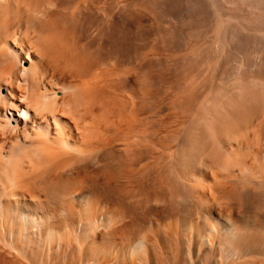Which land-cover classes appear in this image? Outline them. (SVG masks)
Returning <instances> with one entry per match:
<instances>
[{
    "label": "bare ground",
    "instance_id": "1",
    "mask_svg": "<svg viewBox=\"0 0 264 264\" xmlns=\"http://www.w3.org/2000/svg\"><path fill=\"white\" fill-rule=\"evenodd\" d=\"M49 1L51 0H48L47 4H52L53 0L50 3ZM72 1L54 0L53 4L56 5V9L66 8L65 10L68 11L67 5ZM100 1L91 0L89 4L85 2L71 13H66V18H69L68 21L71 22L66 20L65 22L77 24L79 35L88 37L90 45L97 47L95 48L98 53L96 56L103 57L101 65L119 64L130 65V68L133 66L132 69L136 68L133 75L122 78V82L117 81L121 83L122 89L116 82H113L115 86L112 85L115 78L112 79L109 76L112 79L110 81L104 75L109 79L110 85L118 86V89L114 88L117 92L127 87L130 90L133 87L132 92L138 88V91L133 93L135 96L142 91L137 85L141 84L139 77L152 74L153 77L149 75L152 78L146 77L147 81L141 79L142 82L144 81L142 85L145 86L148 83L149 87L157 90L167 85L174 92L176 90L180 93L184 99L187 98V101L181 98L179 101L176 100L177 102L174 101L176 105L173 107L168 102L171 108L176 107L177 110L178 108L181 110L185 115V121H182V124L171 125L169 123L163 127L158 126L161 121L156 119L158 123L149 115L147 117L151 118L149 119L150 126H144L145 128L139 130V126H143L142 123H135L136 125L131 126L132 121L130 120L129 123L126 121L130 117L126 118L128 117L126 115L118 117L120 113H125L127 105L123 102L126 106L124 111L120 112L122 109H119L118 115L114 117L126 119L120 122L122 126L129 124L125 127L126 131L124 127H122L123 130L120 129L119 121H116L118 124L110 125L115 130L117 125L119 129L117 132L109 135L108 131L106 135L109 136L98 134L99 137L96 138L93 135L95 133L98 136L97 128L92 123L93 121L90 119L91 125L96 130L89 125V119V122L85 121L87 118L98 120L96 116H93L96 112L90 108L95 103L91 102L92 105L88 110L85 109L87 112L82 115H73L72 112L68 113V116L65 115V118L60 115L64 113L63 106L67 104L64 105L63 100L69 96L71 88H76L75 84L73 87L71 85V88L68 86L69 91L66 92L67 97L64 99L57 98L56 93L53 94L49 90L43 94H38V91V96H33L35 101L32 96H26V98L23 96L26 102L17 101L15 98L14 89L18 81L14 83L15 87L9 86L5 96L0 94V105L4 106H0L4 108L0 111V194L7 187L8 197L19 199V201L13 207H8V210L4 208L3 211L0 210V264H264V173L262 172V176L252 181L244 180L245 173H241L243 170L247 172L246 174L256 172L258 168L253 170L252 161L249 162L254 156L261 155L259 156L260 161L264 160V77L261 76L264 61L260 56L249 53L250 51L258 53L259 50L264 49V17L257 20L255 16V22L253 21L252 25L241 20L243 15L261 14L264 16V0H135L124 5L102 6L103 9L98 7ZM26 7L23 11L29 13L31 10L27 9L29 6ZM231 7L242 13L232 14ZM26 17L28 18V15ZM31 18L25 22L30 23L29 21L33 20V18L30 20ZM178 19H183V24L186 23L188 29L182 31L180 29L182 25L178 26ZM39 20L37 22H40ZM12 21L10 20L6 25H13ZM152 21L154 22L152 25L147 24ZM174 21H177V25ZM33 22L28 25L31 26ZM13 23L16 22L13 21ZM57 23L56 26H59ZM38 25L40 26V23ZM38 25L37 28H40L43 24L40 27ZM10 26L7 29L3 26L2 30H6L3 33L12 32L13 35L12 30L7 32ZM58 26L53 30L58 31ZM50 28L52 29V26ZM44 30L46 33L47 29ZM48 31L47 33L50 32ZM121 31L125 34L123 40H119V36H116L119 37L118 41L112 39ZM0 33H2L1 30ZM22 33V36H26V32ZM49 34L45 36L46 40L52 36ZM209 34H212L211 38ZM190 37H194L196 42L199 41V49H193L195 46H192ZM22 38L16 44L21 43V40H24ZM57 39L58 36L54 40L58 42ZM229 40L233 42L230 44ZM47 41L50 42L51 39ZM47 41L44 43H47L46 47L50 46ZM211 42L215 45H211ZM55 45H59V42ZM65 46L64 49L60 45L58 47L65 51ZM150 46H156L159 49L170 48L181 54L172 63L167 62L168 60L146 61L144 58L146 56L141 51ZM53 47H48V50ZM58 47L54 49L55 51L52 49L53 51L49 52H57L54 55H59L58 51L61 50H58ZM48 50L44 48L45 52H40L45 54ZM13 53L10 54L12 57ZM247 53L252 57L246 56ZM50 54L48 53L45 59L49 60ZM5 56V58L3 55L0 56V67L5 59L4 63L7 64L9 61L8 55ZM85 58L82 61L86 62L87 58L91 57ZM76 59L79 60V57ZM99 59L102 58L99 57ZM84 62L83 65L80 62L83 68L87 65H84ZM95 63H97L96 60ZM95 63L94 65L98 64ZM11 65V68L7 66L8 70L6 68L5 70L10 73L12 71L10 69H13L16 73L13 74L17 76L16 67L12 68ZM40 65L37 64V67ZM101 65L98 64V66ZM3 67L0 68V72ZM39 68L41 71L42 67ZM88 68H90L89 64L86 69ZM80 69L78 68L77 74L74 73L77 68L73 70L74 76L83 70L87 72L85 69H81L82 71ZM210 69L215 73L213 76L215 81L209 76ZM98 70L97 68L96 72ZM26 72L24 71V74ZM93 72L96 74L95 70ZM163 72L168 74L162 76ZM53 73L55 76V71ZM64 73L65 76L70 74L69 70ZM73 73L70 74L72 77H74ZM217 73H219L218 77ZM194 74L197 80L201 78L200 86L197 83L199 88L196 84L195 88L191 85L192 83L185 81L188 76ZM2 75L0 74V79ZM76 78L78 82L79 76ZM83 78L86 79L87 76ZM83 78L80 79L84 80ZM8 79L11 80L10 76ZM10 80L6 82L13 83V79ZM102 82L100 83L103 84ZM89 83L86 84L89 85ZM26 86H24L25 89ZM148 86L146 87L149 88ZM29 87L27 86L30 92ZM98 87L102 88L100 85ZM113 87L110 89L112 90ZM211 87L214 88L210 91ZM22 88L21 90L25 93V89ZM97 88L93 89L94 92L96 89V97H99V93L101 95L105 89L100 88L102 91L98 90L97 95ZM108 88L106 87V90ZM79 90L77 94L81 92L78 93ZM89 90L92 89L88 88L86 94L92 96L94 92L92 90L90 94ZM107 91L106 95L107 93L108 95L116 94L109 89ZM143 91L142 93L145 92ZM200 91L206 92L205 95L203 93L202 100L201 96L200 100L198 98ZM29 92L27 91V94ZM72 97L73 100L77 98ZM92 97L91 100H93ZM70 99L71 105L73 102L76 103V100L73 101L71 97ZM79 100H77L78 104L83 103ZM112 100L110 104H113ZM114 100L115 103H120L117 100L121 99L114 98ZM126 100L127 98L124 101ZM90 101H86L85 105H88ZM149 101L152 103V100ZM168 104L163 110L160 108V112L163 111L165 114L164 110L169 107ZM33 105L34 111L32 112L30 108ZM80 105L83 110V104ZM117 105L116 109L120 108L119 104ZM77 107L74 106L75 111ZM99 107L102 109V106ZM70 108L73 111V107ZM111 108L113 110V106ZM11 110L16 114L7 112ZM69 110L67 109L68 112ZM116 111L118 110H115L114 114L110 111V115H115ZM152 112L155 113H152V117L154 115L159 117L163 113L156 115V111ZM77 114L80 113L77 112ZM56 116L60 117V120L64 119L63 123L60 124L56 120L55 123L52 122L54 126H51L48 118L55 120ZM144 117L142 119H146V116ZM139 118L134 120L141 122ZM105 119L103 116L99 121L104 125H109L107 124L108 119L106 121ZM147 120H142V122H148ZM82 122L83 125H81ZM33 124L35 132L32 130ZM110 125L107 127H111ZM102 129L104 130V126ZM138 134L140 138L135 136L137 140L135 137L133 139L132 135ZM143 135L157 138L159 143L154 141V144L158 145L155 146L151 139L152 142L149 140V144L147 141V143H142L140 139L144 137ZM129 137L132 138L131 143L128 142L129 140L122 141ZM4 140L6 142L16 140V143L14 145L5 144ZM133 140L140 141L133 143ZM77 144H83L84 148L85 146L87 148L85 150L83 148L82 152H77L72 149L77 148L74 147ZM68 159L73 161L70 162ZM228 162L231 164H227ZM214 169L223 172V175L227 174L220 179H215ZM235 171H239V175L231 177L232 173H236ZM221 173L219 174L222 175Z\"/></svg>",
    "mask_w": 264,
    "mask_h": 264
},
{
    "label": "rangeland",
    "instance_id": "2",
    "mask_svg": "<svg viewBox=\"0 0 264 264\" xmlns=\"http://www.w3.org/2000/svg\"><path fill=\"white\" fill-rule=\"evenodd\" d=\"M15 1H16V3H15ZM22 1H23V3H22ZM36 1V2H35ZM38 1H40L39 3H38ZM43 1V2H42ZM13 0V3H12V0H8V1H6V0H2L1 2H0V5L2 6L3 5V2L5 3L2 7L0 6V30H1V32L3 33L4 31H6V30H2L3 29V26H6V27H4V28H6L7 29V27L8 26H10V25H6V24H8L9 22H10V20L12 21L13 19V21L14 22H16V23H18V25L16 24V26H15V24L13 23V21L11 22V24H13V25H11L10 26V30H7V32L8 31H10L11 32V30L13 31V35H12V32L11 33H7L6 34V32L5 33H0V36H2V37H0V56L2 57V55H3V57L5 56V55H8V57H9V61H7V64L6 63H4V62H6L5 60H4V62L2 63V65H1V67H3V65H4V67L2 68V70H1V72H0V74L2 75V72H3V80H2V78L0 79V94L2 95V96H5L6 95V93L8 92V88H9V86H14V85H16V90L14 89V95H16L15 96V98H16V100L17 101H21V102H26V100H24L25 98H26V96H32V99H34L33 98V96H38L37 95V92L39 91V93L38 94H43V93H45V91H49L50 90V92L51 93H53V94H55L56 93V97L57 98H63L64 99V97H67V95H65L66 94V92L67 91H69V90H67V89H69V88H71V87H73L74 86V84L76 85V88L75 87H73V89L71 88V90L69 91L70 93H68V97L67 98H65V100H63L64 101V105H65V103H67L66 105H71L72 103H71V99H70V97L72 98V100H73V97L72 96H74L75 98L77 97H79V99H74V100H76V103L75 102H73V105H71L70 107H73V111H72V108H70V107H68V106H63V109H64V113H60V112H58V113H60V115H62V117H64L65 118V115H67L68 113H71V114H73V115H82V114H84V112H87V110H88V108H89V106H91L92 105V103L94 104V106L92 105L90 108H91V110H93V112H96V113H94L93 114V116H96L95 118L96 119H98V120H93L92 118H87L85 121H88L89 122V120H90V126L92 127L93 125H91L92 123L94 124V126L97 128V130L94 128V126H93V128L96 130V134L98 135H100V136H102L101 134H107V132L109 133V135H111V134H114L113 132H117V130H119L118 129V127H117V125H116V127L115 128H117L116 130L115 129H113L114 127L113 126H111V125H115V123H117L118 121V125L120 126L119 128L120 129H122V127H127V126H129V124H127L126 122V126L124 125L125 123H123V125L124 126H122V125H120V122H123V121H125L124 120V118H123V120L122 119H120V118H118V117H121V115H126V116H128V117H126V118H129L130 117V119L128 120H126L128 123L130 122V120L132 121L131 122V126H132V124H134V125H136L135 123H142V125L141 124H139V125H141L142 127H140L138 124V126H139V130H141L142 128H145V127H148V126H150V120H151V118H152V120H156V119H158V121L160 122V125H158V126H167L169 123L171 124V125H174V124H182L185 120V115H183L182 114V112H181V110L178 108V110H177V108L175 107V108H171V106L173 107V105H176V103L174 102V101H176V100H178L179 101V99L181 98V99H183V100H186L187 101V98L186 99H184L182 96H181V94L180 93H177V91L175 90V92H174V90H172V89H170V87L169 86H167V85H163V89L160 87V89H153V88H151V87H149L147 84L148 83H146V85L144 86V85H142V83L144 82H142L141 81V79L143 78V80L144 79H146V81H147V78H152L153 77V75L152 74H149V75H151L152 77H150L149 75H147V74H144V77H139V81H140V83L141 84H137L138 85V87L139 88H141L140 90H144L143 92L145 93H142V91H139L135 96H137L138 98L136 99V97L135 96H133L134 94V92H136V91H138V88H137V90H133V92L131 91L132 89H133V87L131 88V90H130V88L129 87H127V88H125L124 90H120V88L122 89V85H121V87H120V84L121 83H119V82H117V81H120V82H122V78H128L130 75H133L134 73H135V71L136 70H134V69H136V68H133L132 69V67L130 68V65H127V66H122V65H117V64H108V65H101V62H103V57H101L100 55H99V57L100 58H102V59H99V57L98 56H96V55H98V53H97V49H95V48H97V47H95V46H92V45H90V39L88 38V37H83L82 35H79L80 33L77 31V24H74L73 22H72V24L71 23H68L69 21H68V19L69 18H66V16H67V14L66 13H71L72 11H74L76 8H78V7H80L83 3H85V4H89V2H91V0H73L72 1V3L71 4H68L67 5V7H68V11L67 10H65L64 8H58V9H56L57 7H56V5L55 4H53V1H52V4H47L48 3V0H46V2H45V0ZM51 1H49V3L51 2ZM107 1V2H106ZM129 1H135V0H104V1H100L99 2V4H98V7L100 8V9H103V7L105 6V7H108L109 5H111V4H113V5H124V4H126V3H128ZM7 2H8V4H7ZM19 2V3H18ZM26 2V3H25ZM28 2H29V4H28ZM34 2H35V4H34ZM42 2V3H41ZM46 4H45V3ZM8 5V7H7V5ZM14 4H16V5H14ZM34 4V5H33ZM13 5V6H12ZM52 7H51V6ZM15 6V7H14ZM18 6H19V8H18ZM28 8H27V7ZM103 6V7H102ZM12 7V8H11ZM24 7H26L30 12L27 14L26 13V11L24 12L23 10H26V9H23ZM42 7V8H41ZM47 7H49V8H47ZM51 7V8H50ZM66 7V6H65ZM150 7V6H149ZM5 8V9H4ZM10 9V10H6V9ZM22 8V9H21ZM41 10H40V9ZM4 9V10H3ZM21 9V10H20ZM44 9V10H43ZM58 10L57 11V13H56V10ZM62 9H64V10H62ZM27 10V11H28ZM38 10V11H37ZM42 10H43V12H42ZM54 10V11H53ZM61 10V11H60ZM3 11H5V13L3 12ZM8 13H7V12ZM21 11V12H20ZM25 13V15H24V13ZM54 12V15H55V18H53L54 17V15H53V12ZM60 11V14H58V12ZM67 11V12H66ZM32 12H33V14H32ZM46 12V13H45ZM42 13H45V14H42ZM48 13V14H47ZM231 13L232 14H235V15H239V14H241L242 13V11H239L238 9H236V8H232L231 7ZM23 14V15H22ZM28 15V18L26 17L27 15ZM56 14H58V16L56 15ZM66 14V15H65ZM258 14V13H257ZM65 15V16H64ZM2 16V17H1ZM12 16H14V18L12 17ZM49 18V19H47V17ZM50 16V17H49ZM241 16V15H240ZM252 16V17H251ZM255 16H257L256 18H257V20H260V19H262V17H264V16H262L261 14H259V15H243V16H241V20H243V21H246V22H248L249 24H254V22H255ZM33 18V20H32V18ZM247 17V18H246ZM7 18V19H6ZM27 18V19H26ZM29 18H31L30 20H32V21H29L30 23L31 22H33V21H35V23L33 22L32 24H34V25H36L35 27L31 24V26H29L30 25V23H28L27 24V22H28V19ZM46 18V19H45ZM254 18V19H253ZM6 19V20H5ZM20 22V24H19V22L17 21V20ZM40 19V20H39ZM51 19V20H50ZM264 19V18H263ZM4 20V21H3ZM24 21V22H21V21ZM27 20V22H25ZM40 21V22H37V21ZM43 22H42V21ZM50 20V21H49ZM58 20H59V22H58ZM65 20L66 21H68L67 23L65 22ZM47 21V22H46ZM254 21V22H253ZM264 21V20H263ZM51 22V23H50ZM58 22V23H57ZM71 22V21H70ZM175 23L177 22V21H174ZM22 23H23V25H22ZM38 23H40V26L38 25ZM56 23L57 24H59V26H58V31L56 30H53L54 29V27H57L56 26ZM154 22L152 21V22H147V24L148 25H152ZM178 26L180 25H182V27L180 28L182 31L184 30H186V29H188L187 28V26H186V23L185 24H183V19H181V20H179L178 19ZM177 23H176V25H177ZM71 24V26H69ZM21 25V26H20ZM27 25L29 26V27H27ZM37 25H38V27H40V28H37ZM49 25H50V27L52 26V29L49 27ZM188 25V24H187ZM2 26V27H1ZM19 26V27H18ZM25 26V28H23ZM179 26V27H180ZM186 26V27H185ZM11 27L13 28V29H11ZM17 27H18V29H17ZM27 27V28H26ZM20 28H22V29H20ZM34 28V29H33ZM15 29H17L16 31H15ZM42 29H43V31H42ZM44 29H47V30H49L48 32L51 34V31H53L52 33L53 34H51L52 36H49L48 38H47V40H49L50 41V39H51V41L50 42H48L47 40H46V38H45V36L47 37V35L49 34V33H47V30H46V33H44ZM56 29V28H55ZM20 30V31H19ZM29 30H31V31H29ZM36 30V31H35ZM14 31L16 32V33H14ZM17 31H18V33H17ZM33 31V32H32ZM38 31V32H37ZM55 31V32H54ZM61 31H63V32H61ZM22 32H26V36H22ZM34 32H36V34L34 33ZM40 32V33H39ZM42 32V33H41ZM75 32V33H74ZM78 32V33H77ZM19 33H21V34H19ZM72 33V34H71ZM6 34V35H5ZM41 36H40V35ZM49 34V35H50ZM77 34V35H76ZM120 34V35H119ZM121 34H122V36H121ZM5 35V36H4ZM25 35V34H24ZM71 35V36H70ZM74 35H76V36H74ZM23 38H22V37ZM42 38V40H41V38ZM55 38H54V37ZM58 36V42H59V45L63 48L64 47V45H66L65 46V51L62 49V48H59L58 46L59 45H55V44H58V42H56L54 39H56V37ZM79 36H81L80 38H78ZM116 36H119L120 37V39H119V37H116ZM211 36H212V34H209V37L211 38ZM26 39H25V38ZM64 37V38H63ZM72 37H73V39H72ZM123 37H125V34H124V32H120V33H118V34H116L115 36H113L112 37V39H117L116 41H118V39L119 40H123L124 38ZM208 37V38H209ZM20 38H22V39H24V40H21V43H18V44H20L19 45V47H18V44H16L17 43V41L18 42H20ZM40 38V39H39ZM50 38V39H49ZM52 38H54V39H52ZM30 39V40H29ZM38 39H39V43H38ZM80 39H85L84 41L83 40H80ZM193 39V40H192ZM44 40V41H43ZM53 40L55 41V43L53 42ZM67 40V41H66ZM231 40V39H230ZM229 40V43L231 44L233 41H230ZM45 41H47L48 43H50V46H48V47H53V48H51V49H49L48 50V47H46L47 45V43L46 44H44L45 43ZM72 41V42H71ZM83 41V42H82ZM190 41H191V43L193 44L192 46H195V47H193V49H199L200 48V46H199V41L198 42H196V39H194V37H190ZM22 42H24V43H22ZM42 42V43H41ZM196 42V43H195ZM38 43V45H35V44H37ZM52 43V44H51ZM54 43V44H53ZM73 43H74V45H73ZM195 43V44H194ZM63 44V45H62ZM211 45H215V43L214 42H211L210 43ZM28 45V46H27ZM41 45H43L42 47H41ZM73 45V47H70V46H72ZM17 46V47H16ZM34 48H32V47ZM36 46V47H35ZM39 46V47H38ZM58 47L59 49L58 50H61V51H58L57 49H56V51H58V53H60L59 55H54L55 53H57V52H55V53H51V52H49V51H53L56 47ZM92 46V47H91ZM67 47V48H66ZM88 47V48H87ZM213 47V46H212ZM20 48V49H19ZM36 48V49H35ZM38 48V49H37ZM39 48H40V50H39ZM44 48H47V50H48V52H46L44 55L41 53V52H43L44 51ZM10 50V52H8L9 50ZM21 49H22V51H24L23 53H22V51H21ZM42 49V50H41ZM53 49V50H52ZM67 49V50H66ZM25 50H26V52H25ZM37 50H38V53H37ZM71 50H72V52H71ZM96 52H95V51ZM144 50V51H143ZM142 51H141V53H143L146 57H144L145 59H146V61H148V60H151V59H155V60H168L167 62H174L175 60H176V58L177 57H179L180 56V54L181 53H179L178 51H173L172 49H166V48H163V49H159V47H157L156 48V46H150V47H147V48H145V49H143ZM41 51V52H40ZM45 51H46V49H45ZM44 51V52H45ZM55 51V50H54ZM90 51V52H89ZM12 52H14L13 53V57L15 58V59H17V60H15V59H13V57H12V55H10V54H12ZM68 52V53H67ZM69 52H70V54H69ZM255 52V53H254ZM8 53V54H7ZM41 53V54H40ZM48 53L51 55V57L49 56V60H47V59H45L46 58V55H48ZM179 53V54H178ZM250 54H252V55H257V56H260V58L264 61V49L263 50H259L258 51V53H256V51H250L249 52ZM37 54H38V56H37ZM40 54V55H39ZM261 54V55H260ZM42 55V56H41ZM53 55H54V57H53ZM75 55H76V57H75ZM190 55V54H189ZM242 55V54H241ZM248 55V53L246 54V56ZM252 55H248V56H250V57H252ZM85 56H86V58H87V56H89V57H91V58H87V60H88V62H87V60H86V62H84V61H82V59L83 58H85ZM240 56V55H239ZM243 56V55H242ZM6 57V56H5ZM4 57V58H5ZM12 59H11V58ZM39 57V58H38ZM48 57V56H47ZM58 57H59V59H58ZM62 57V58H61ZM77 57H79V60H77L76 58ZM80 57H82V58H80ZM142 57H143V55H142ZM57 58V59H56ZM61 58V59H60ZM71 58V59H70ZM85 58V59H86ZM98 60H97V59ZM89 59H91L92 61H90ZM173 59V60H172ZM175 59V60H174ZM11 60V61H10ZM12 60H15V61H12ZM44 60H46V61H44ZM52 60V61H51ZM61 60V61H60ZM69 60H71V62L69 61ZM74 60H77V61H79V62H77V61H74ZM84 60V59H83ZM95 60L97 61V63L99 64V65H101V66H98V64L97 63H95ZM16 61H18L16 64H15V62ZM57 61V62H56ZM12 62H13V65H11L12 64ZM43 62V63H42ZM47 64H46V63ZM49 62H51V63H49ZM55 62V63H54ZM61 62V63H60ZM64 62V63H63ZM80 62H82V65H83V62H84V65H86V66H84V68L82 67V65H81V63ZM93 63V64H91V63ZM39 63H41V65L39 64ZM44 63H45V65H44ZM67 63H68V65H67ZM94 63L95 64H97V65H94ZM36 64V65H35ZM37 64L38 65H40V66H38L37 67ZM81 65V67H80V65ZM88 64H89V66H90V68H88V70L86 69L87 68V66H88ZM212 64H214V63H212ZM10 65L12 66V68L14 67H16L15 68V71L17 70V73H18V75L16 76L15 74V72H14V70L13 69H10V70H12L10 73L7 71L8 70V68H7V66L8 67H10ZM17 65V66H16ZM64 65H66V66H64ZM79 65V66H78ZM95 67H94V66ZM36 66V67H35ZM214 66V65H213ZM0 67V68H1ZM30 67H31V69H30ZM39 67H42L41 68V71H40V68ZM52 67V68H51ZM99 69L97 72H96V70H97V68ZM262 67L264 68V65H262ZM5 68L7 69V70H5ZM11 68V67H10ZM35 68H36V70H35ZM61 68H63V69H61ZM70 68H73L72 70L70 69ZM76 68H77V70H76ZM78 68L80 69H85V70H87V72L85 73L84 72V70L82 71L81 69V71L82 72H79L78 73V75H76V76H79V80H78V82H77V78H76V76H74V73L75 74H77V72L79 71L78 70ZM118 68V69H117ZM214 68V67H213ZM263 68H261V72H262V70H263V74L261 75V76H263L264 77V69ZM104 69H105V71H104ZM108 69H110V70H108ZM114 69V70H113ZM26 72V70H28L27 72H26V74H24V71ZM43 70V71H42ZM61 70H63L64 72H66V71H68L69 70V72H70V74L71 73H73V70H76V72L74 71V73H73V76L74 77H72L70 74H68L67 76H65L64 74V72L63 71H61ZM93 70H95V73L96 74H94V72L91 71ZM101 70H103V71H101ZM119 70V71H118ZM6 72V74H5V72ZM31 71V72H30ZM34 73H33V72ZM55 71V76H54V72ZM60 71H61V73H62V75L60 76ZM90 71V72H89ZM108 71V72H107ZM212 70L210 69V74H209V76H210V78H212L211 80H213V81H215V77H213V76H215V73H213V72H211ZM219 71V70H218ZM52 72V73H51ZM57 72H59V73H57ZM85 74H87V75H85ZM99 72H101V73H99ZM103 72V73H102ZM109 72H110V74H109ZM111 72H114V73H112L111 74ZM116 72V73H115ZM134 72V73H133ZM220 72V71H219ZM13 73H15V74H13ZM27 73H29V75H27ZM41 73H43V74H41ZM91 73L93 74V75H91ZM107 75H106V74ZM119 73V74H118ZM9 74V75H8ZM11 74H13L12 75V77H11ZM38 74V75H37ZM59 74V75H58ZM83 76V77H86L87 76V78L86 79H84L81 75ZM84 74V75H83ZM88 74L90 75V77L88 78ZM103 74V75H102ZM168 73H162V76L164 75H167ZM218 74L219 73H217L216 74V76L218 77ZM8 76V77H5V76ZM58 75V76H57ZM63 75L65 76L64 78H63ZM107 76L108 78H109V76H110V78H112V79H114L113 81H112V83L114 82H116V84L118 83V86L120 87L119 88V90H120V92H117V90H115L114 88H116V89H118L117 87H113L112 85H114V83L112 84V85H110V81L112 80V79H110V81H109V79L107 78V77H105V76ZM119 75H120V77H119ZM9 76H10V78H11V80L13 81V83L12 82H10V84H9V82L7 83L6 81H9L10 79H8L9 78ZM44 76V77H43ZM52 76H54V77H52ZM60 76V77H59ZM81 76V77H80ZM92 76H94V77H92ZM112 76H114V77H112ZM128 76V77H127ZM18 77V78H17ZM28 77V78H27ZM38 77V78H37ZM59 77V78H58ZM66 77H68V78H66ZM92 77V79H90ZM116 77H119L118 79L116 78ZM147 77V78H146ZM192 77V78H191ZM196 77V75L194 74V75H190V76H188L186 79H185V81H186V83L189 81V83L192 85V86H194L195 87V84H196V86H197V83H198V85L201 83V78H198V80L195 78ZM5 78V79H4ZM16 78H17V80H16ZM33 78V79H32ZM34 78H35V80H34ZM42 78V79H41ZM62 78V79H61ZM80 78H83L84 80H81ZM105 78V79H104ZM23 79V80H22ZM28 79V80H27ZM57 79H59V80H57ZM63 79H64V82H66V84L63 82L62 83V81H63ZM69 79H71V80H69ZM88 79V80H87ZM89 79H90V81H89ZM94 79H96V80H94ZM98 79V80H97ZM192 79H194V80H192ZM10 80V81H11ZM62 80V81H61ZM76 80V81H75ZM104 81V82H102V81ZM107 80V81H106ZM200 80V81H199ZM217 80V79H216ZM15 81V82H14ZM16 81H18L17 83H16ZM23 81H25V82H23ZM39 81V82H38ZM42 81V82H41ZM61 81V82H60ZM70 81V82H69ZM92 81H93V83H92ZM138 81V82H139ZM192 81V82H191ZM199 81V82H198ZM41 82V83H40ZM58 82V83H57ZM60 82V83H59ZM67 82H69L68 83V85H67ZM90 82V83H89ZM96 82V83H95ZM100 82H102L103 84H101ZM14 83H16V84H14ZM54 83H56V85L54 84ZM73 83V84H72ZM81 84V85H79V84ZM83 83V84H82ZM85 83V84H84ZM86 83H89V85H87ZM100 83V84H99ZM144 83V84H145ZM23 84V85H22ZM26 84H28L27 86L29 87V89H30V92H29V90H28V88H27V86H26ZM61 84H62V86H61ZM81 87L82 85H84L85 87H81V89H80V87L78 86V85ZM107 84H108V86H109V88H108V86H107ZM19 85V86H18ZM32 85V86H31ZM37 85H39V87H37ZM65 85V86H64ZM72 85V86H71ZM98 85H100V86H102V88L101 87H98ZM142 85V86H141ZM21 86H23V88L21 87ZM24 86H26V89L24 88ZM66 87L65 89H64V87ZM68 86H69V88H68ZM71 86V87H70ZM110 90V91H112L114 94H115V92H116V94L115 95H113V94H110V93H112V92H110L109 94L110 95H112L110 98H109V96L110 95H108V93H107V95H106V92H108L107 90H106V87ZM115 86V85H114ZM144 86V87H143ZM146 86H148L149 88H147ZM165 86V87H164ZM200 86V85H199ZM199 86H197V88H199ZM15 87V86H14ZM13 87V88H14ZM33 87V88H32ZM34 87H36V89L34 88ZM86 87H87V89L88 88H90V89H92L93 90V92H94V87H98L97 88V95H98V90H104L103 92H101V95H100V93H99V97H96V89H95V92L93 93V95L92 96H94L95 95V97H92L91 95H87L86 93L88 92H86ZM92 87V88H91ZM105 87V88H104ZM110 87H113L112 88V90L110 89ZM142 87H143V89H142ZM145 87H146V89H145ZM167 87H169V88H167ZM18 88V89H17ZM21 88L24 90L25 89V93H24V91H22L21 90ZM32 88V89H31ZM74 88H75V91H74ZM80 90H79V89ZM101 88V89H100ZM165 88V89H164ZM196 88V87H195ZM213 88L214 87H211L210 88V91L211 90H213ZM127 89H129V90H127ZM162 89V90H161ZM17 90H19V92L17 91ZM21 90V91H20ZM77 90H79L78 91V93L80 94H77ZM83 90V91H82ZM85 90V91H84ZM92 90H89L90 91V94H92L91 93V91ZM101 90V91H102ZM127 90V92H125ZM161 90V91H160ZM17 91V92H16ZM27 91L29 92V93H31V94H27ZM34 91V92H33ZM35 91H36V93H35ZM131 93H129V92ZM158 91H160L159 92V94H158ZM72 92H74L73 93V95H72ZM84 92V93H83ZM147 92V93H146ZM156 92V93H155ZM200 92H201V94H200ZM200 92H198L199 93V96H198V98H199V100H200V96H201V100L203 99V96L205 95V93L203 92V91H200ZM32 93H34V94H32ZM103 93H105V94H103ZM203 93H204V95H203ZM83 94V95H82ZM141 94V95H140ZM142 94H144V95H142ZM158 96V98H156L157 96ZM72 95V96H71ZM104 95V96H103ZM155 97H154V96ZM160 95V96H159ZM184 95V94H183ZM198 95V94H197ZM203 95V96H202ZM23 96H25V98L23 97ZM63 96V97H62ZM82 96V97H81ZM87 96H90V100H91V97H92V99L93 100H89L87 97H86V99H85V97ZM104 98H103V97ZM106 96H108V98H106ZM121 96V97H120ZM123 96V97H122ZM141 97V99H140V97ZM150 97V99L148 98V97ZM155 98H153V97ZM100 97H102L101 99H104L103 101H101V102H99L98 100H101L100 99ZM119 97V98H118ZM130 97H132L133 98V100H132V98H130ZM154 99H152V98ZM97 99V100H94V99ZM114 98H117V99H121L120 101H118L117 100V102H120V103H115L116 101L114 100ZM124 98V99H123ZM127 98V100L129 101H124L125 99ZM144 98H146V99H148V100H144ZM21 99H23V100H21ZM85 99V100H84ZM111 99H113L112 100V102L111 103H113V104H110V100ZM139 99V100H138ZM156 99H157V102H155L156 101ZM73 100V101H74ZM77 100H79V101H81V102H83V103H80V104H83V110H81V105L80 104H78L77 103ZM109 100V101H108ZM149 100H152V103H151V101H149ZM33 101H35V99L33 100ZM70 101V102H69ZM78 101V102H79ZM86 101H90L89 103H87L88 105H85L86 104ZM122 101V102H121ZM135 102V103H133V102ZM163 101V102H162ZM13 102V101H12ZM15 102V101H14ZM92 102V103H91ZM98 102V103H97ZM123 102H125L126 103V105H127V107L126 106H124L125 105V103H123ZM132 102V103H131ZM138 102H140V103H138ZM148 102V103H147ZM168 102H169V104L171 105H169L168 104ZM172 102H174V104L172 103ZM177 102V101H176ZM69 103V104H68ZM71 103V104H70ZM74 103H75V105H74ZM131 103V104H130ZM146 103V104H145ZM159 103H161V104H159ZM1 104V103H0ZM77 104L79 105V108L77 107ZM106 104V105H105ZM117 104H119V107L120 108H118V109H116V106H118ZM141 104H143V105H141ZM148 104V105H147ZM160 106H159V105ZM168 104V106L169 107H167V109H165L164 111H165V114H164V112L162 113V112H160V108H162V110L166 107V105ZM104 105V106H103ZM109 105H111V106H109ZM139 105L141 106V107H139ZM144 105H145V107H144ZM1 106V105H0ZM74 106H76L77 107V110L75 111L74 110ZM81 106V107H80ZM85 106L87 107V108H85ZM99 106H102V109H101V107H99ZM107 106V107H106ZM109 106V107H108ZM113 106V110H112V108L110 109V107H112ZM114 106H115V110H118V111H116L115 112V115H110L111 114V112H112V114H114L113 112L115 111L114 110ZM152 106V107H151ZM158 106V107H157ZM1 107H4L3 105L1 106ZM0 107V111H2L1 109H4V108H1ZM32 108H30L31 109V111L33 110L34 111V105L33 106H31ZM65 107V108H64ZM105 107V108H104ZM126 107V109H125V113L123 114V113H120L119 115L120 116H118V117H114V116H116V114L118 115V113L117 112H119V109H122V110H120V112L121 111H124V108ZM132 107V108H131ZM133 107H135V108H133ZM148 107H149V109H148ZM157 107V108H156ZM5 108H7V107H5ZM69 108H70V110H69ZM143 108V109H142ZM156 108V109H155ZM171 108V109H170ZM67 109L70 111V112H68L67 111ZM78 109H80L79 111H78ZM85 109H87L86 111H85ZM105 109V110H104ZM134 109V110H133ZM155 109V110H154ZM158 109V110H157ZM169 109V110H168ZM176 110V111H174V110ZM103 110L107 113V111L109 112V113H107V114H109V116H107V114H105V112H103ZM131 110H133L132 112H131ZM144 110H148V111H144ZM166 110H167V112H166ZM32 111V112H33ZM111 111V112H110ZM152 111H156V115L158 114H160V113H162V114H160L159 115V117L157 116H155L154 115V117H152L153 116V114H155V113H153ZM159 111V112H158ZM174 111V112H173ZM8 113H15L16 114V112H12V110L11 111H7ZM32 112H30L31 114H32ZM67 112V113H66ZM77 112H79L80 114H77ZM99 112V113H98ZM102 114H101V113ZM171 112H173V113H171ZM177 112V113H176ZM146 113V114H145ZM153 113V114H152ZM105 114V115H104ZM148 114V115H147ZM152 114V115H151ZM171 114V115H170ZM56 115H58L57 114V112H56ZM151 116V118H149V117H147V116ZM173 115V116H172ZM176 115H178V116H176ZM68 116V115H67ZM103 116H105V121L107 120V124H111L110 126L111 127H107V126H109V125H104L103 123H101V121H99V120H101L102 119V117ZM144 116H146V119H142V118H145ZM165 116V117H164ZM176 116V117H175ZM180 116V117H179ZM108 117V118H107ZM125 117V116H124ZM132 117V118H131ZM134 117V118H133ZM141 118V122H137V121H135L136 119L138 120V118ZM60 117H58V116H56V118H55V120L54 119H50V118H48L49 120V123L51 124V126H54V124L53 123H55L54 121H58V123H60V124H62L63 123V121L62 120H64V119H62V120H60L59 119ZM111 118V119H110ZM136 118V119H135ZM140 118H139V120H140ZM154 118V119H153ZM89 119V120H88ZM115 119V120H114ZM135 119V120H134ZM148 119V120H147ZM150 119V120H149ZM120 120H122V121H120ZM142 120L143 121H148V122H142ZM174 120V121H173ZM39 120H37V122H38ZM85 121H83V122H85ZM99 121V122H98ZM117 121V122H116ZM134 121V122H133ZM157 120H156V122H158ZM166 121V122H165ZM172 121V122H171ZM183 121V122H182ZM53 122V123H52ZM83 122H82V124L81 125H83ZM87 122V123H88ZM92 122V123H91ZM110 122V123H109ZM151 122H153V121H151ZM155 122V121H154ZM155 122V123H156ZM158 122V123H159ZM175 122V123H174ZM36 124V123H35ZM85 124V123H84ZM101 124V126H99ZM106 124V123H105ZM86 126L88 125V124H85ZM88 125V126H89ZM170 125V126H171ZM103 126H104V130L102 129L103 128ZM145 126V127H144ZM107 127V130L105 129ZM113 127V128H112ZM110 128V130H108ZM123 128V129H124ZM122 129V130H123ZM126 129L127 128H125V130L124 131H126ZM33 132H35V125L33 124ZM113 130V131H112ZM115 130V131H114ZM110 131L112 132V133H110ZM99 135L98 136H96L95 135V133H94V137H99ZM109 135H106V136H109ZM92 136V137H93ZM104 136V135H103ZM135 136H138L139 138H140V135L138 134V135H132V137H133V139H134V137ZM144 136V135H143ZM142 136V137H143ZM91 137V138H92ZM144 138V139H143ZM143 138H141L140 140L142 141V143H147V144H149L150 143V141L151 140H153V144H154V141H156V143H159L158 141V139L156 138L155 139V137L153 138V136H149L148 135V137H147V135H145ZM149 138V139H148ZM153 138V139H152ZM143 139V140H142ZM151 139V140H150ZM127 140H129L128 142H130V140H132V138L131 137H129L128 139H126V140H122V141H127ZM135 140H137V137H135ZM135 140H133L134 142L133 143H138V141H140V140H138L137 142L135 141ZM145 140V141H144ZM150 140V141H149ZM59 140H57V142H58ZM147 141V142H146ZM14 142V143H13ZM123 142V143H124ZM128 142H126V144H128ZM152 142V141H151ZM4 143L6 144V143H9L10 145H14L15 143H16V140H14V141H7L6 142V140H4ZM131 143V142H130ZM154 144L155 146L156 145H158V144ZM259 143H260V141H259ZM89 144H90V142H89ZM88 144V145H89ZM92 144H95V142H92ZM152 143H151V145H153ZM153 145V146H154ZM74 147H77V148H72L73 150H77V152L78 151H80V152H82L83 150H85V148H87L86 146H85V148H84V145L83 144H77V145H75ZM84 148V149H83ZM79 149H81V150H79ZM83 149V150H82ZM79 152V153H80ZM259 156H261V155H257V157L256 156H254V157H256V160H254L255 158L253 157V158H251L250 160H249V162L250 161H252V165H251V168H253V166H254V168H253V170L254 169H257L256 170V172L254 173V174H246L247 172L245 171V170H243V171H241V173H245L244 175H243V178H245L244 180H246V181H252V180H254V179H257L259 176H262L263 174H262V172L264 173V160H262V161H260V158L261 157H259ZM258 158H259V160H258ZM253 159V160H252ZM72 160V159H71ZM71 160H69L68 159V161H70V162H72ZM258 160V161H257ZM254 161V162H253ZM255 162H257V164L255 163ZM253 163H255V164H253ZM262 163V164H261ZM227 164H231V163H227ZM214 172H216V174H215V176H216V178L215 179H220L222 176H226V174L227 173H225L224 175L220 172V171H217V169L215 170L214 169ZM236 173L234 174V173H232V175H231V177L233 176V177H236V176H238L239 175V171H235ZM219 173H221L222 175H220ZM240 173V174H241ZM242 175V174H241ZM228 176V175H227ZM229 176H230V173H229ZM212 181V180H211ZM217 181V180H216ZM6 193H5V192ZM9 191V189H7V187L5 188V190H3V193H5L6 195H7V199H6V195L5 194H0L1 196L0 197H2V199H1V203H0V210L1 211H3V208L5 209V210H8L10 207H13L15 204H16V202H18L19 201V199H16L15 200V198H12V197H8V192ZM5 198H4V197ZM13 200V201H12ZM15 201V202H14ZM8 202V203H7ZM9 207V208H8Z\"/></svg>",
    "mask_w": 264,
    "mask_h": 264
}]
</instances>
